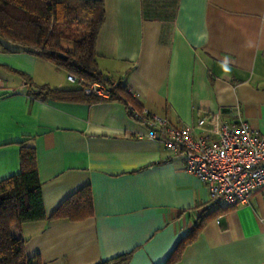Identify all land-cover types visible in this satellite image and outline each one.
<instances>
[{"label": "crops", "instance_id": "obj_1", "mask_svg": "<svg viewBox=\"0 0 264 264\" xmlns=\"http://www.w3.org/2000/svg\"><path fill=\"white\" fill-rule=\"evenodd\" d=\"M103 3L98 68L126 86L134 111L116 97L35 95L34 86L77 85L53 62L0 41V180L19 171L21 144L32 145L46 213L21 225L25 255L95 264L131 252L127 264H163L200 224L174 264H264V185L246 203L207 208L204 183L137 117L145 108L209 138L239 119L264 133V0ZM202 118H215L216 130L198 126ZM84 186L91 215L48 219Z\"/></svg>", "mask_w": 264, "mask_h": 264}, {"label": "trees", "instance_id": "obj_2", "mask_svg": "<svg viewBox=\"0 0 264 264\" xmlns=\"http://www.w3.org/2000/svg\"><path fill=\"white\" fill-rule=\"evenodd\" d=\"M105 15L103 0H0V41L53 62L59 69L83 78V83L109 82L98 68L95 43ZM53 52V53H51ZM66 55V59L58 57ZM27 85L30 80H26ZM111 82V81H110ZM58 89L46 84L34 86L37 96L60 99H101L83 93L81 84ZM30 90V85H29ZM115 98L139 108L120 79L113 90ZM110 98V99H111ZM93 212L90 189L80 188L50 214L49 220H79ZM46 219L41 184L32 145L20 146L19 171L0 180V264H41L39 258L25 255V239L19 233L22 224ZM182 238L163 264H174L183 248L200 229ZM131 252H125L95 264H127Z\"/></svg>", "mask_w": 264, "mask_h": 264}, {"label": "built area", "instance_id": "obj_3", "mask_svg": "<svg viewBox=\"0 0 264 264\" xmlns=\"http://www.w3.org/2000/svg\"><path fill=\"white\" fill-rule=\"evenodd\" d=\"M66 78L81 84L84 94L101 100L110 99L117 85L116 80L84 84L83 78L70 72ZM129 108L134 111V107ZM137 117L146 123L150 139L161 141L166 148L180 153L185 170L204 183L209 196L207 208L246 203L253 192L264 185V133L246 120L239 119L235 124L222 123L218 137L209 138L195 136L190 128L172 124L166 116L145 108ZM205 124L215 129L216 119L198 121V126Z\"/></svg>", "mask_w": 264, "mask_h": 264}, {"label": "rangeland", "instance_id": "obj_4", "mask_svg": "<svg viewBox=\"0 0 264 264\" xmlns=\"http://www.w3.org/2000/svg\"><path fill=\"white\" fill-rule=\"evenodd\" d=\"M2 51V50H1ZM62 72V74H63V76H64V78L66 77V72H65V70H62L61 71ZM68 85H70V87H75V83H68Z\"/></svg>", "mask_w": 264, "mask_h": 264}, {"label": "water", "instance_id": "obj_5", "mask_svg": "<svg viewBox=\"0 0 264 264\" xmlns=\"http://www.w3.org/2000/svg\"><path fill=\"white\" fill-rule=\"evenodd\" d=\"M51 53H53V52H51ZM58 57H61V58L66 59V55L65 54H62V53H58Z\"/></svg>", "mask_w": 264, "mask_h": 264}]
</instances>
